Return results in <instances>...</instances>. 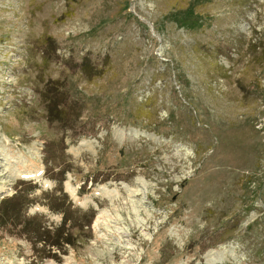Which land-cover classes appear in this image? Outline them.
<instances>
[{
    "label": "rangeland",
    "instance_id": "1",
    "mask_svg": "<svg viewBox=\"0 0 264 264\" xmlns=\"http://www.w3.org/2000/svg\"><path fill=\"white\" fill-rule=\"evenodd\" d=\"M0 264H264V0H0Z\"/></svg>",
    "mask_w": 264,
    "mask_h": 264
},
{
    "label": "trees",
    "instance_id": "2",
    "mask_svg": "<svg viewBox=\"0 0 264 264\" xmlns=\"http://www.w3.org/2000/svg\"><path fill=\"white\" fill-rule=\"evenodd\" d=\"M66 212V210H64V213ZM69 218H63V220H62V222H61V224L58 226V227H56V229H54V233H53V237L56 239L54 242H52L51 244L52 245H55V246H58V244H62V242L63 243H69V235H68V233H66L65 232V230H67L66 229V226L65 225H67V223H68V220ZM51 231L50 230H48V229H40V227H37L36 228V237H38V240L40 241V242H46L47 241V238H46V236H45V234L47 233H50ZM65 233V236L63 235ZM58 239H59V241L61 240V239H63L62 240V242H58Z\"/></svg>",
    "mask_w": 264,
    "mask_h": 264
}]
</instances>
